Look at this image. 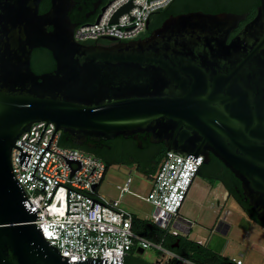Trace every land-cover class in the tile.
Listing matches in <instances>:
<instances>
[{
  "label": "water",
  "instance_id": "1",
  "mask_svg": "<svg viewBox=\"0 0 264 264\" xmlns=\"http://www.w3.org/2000/svg\"><path fill=\"white\" fill-rule=\"evenodd\" d=\"M43 1L0 0V264L109 260L69 261L36 224L40 209L18 181L12 153L21 149L19 162L28 166L33 153L16 142L41 121L46 125L40 137L48 123L55 124L45 151L58 129L80 145L133 136L142 147L139 134L148 133L152 143H164L195 162L203 154L208 164L214 155L241 181L264 225V0L249 21V13L172 14L146 37L119 41L102 35L112 45L76 40L79 23L70 15L76 0H51V8L41 13ZM150 22L148 17L146 27ZM36 48L53 53L54 70H33ZM63 157L71 178L83 163ZM91 199V209L96 202L105 205Z\"/></svg>",
  "mask_w": 264,
  "mask_h": 264
},
{
  "label": "built area",
  "instance_id": "2",
  "mask_svg": "<svg viewBox=\"0 0 264 264\" xmlns=\"http://www.w3.org/2000/svg\"><path fill=\"white\" fill-rule=\"evenodd\" d=\"M173 1L112 0L101 12L98 22L96 17L93 21L80 23L76 27L75 38L81 43L99 41L104 38L102 35L119 37V41L138 39L146 32V21L148 17L151 20L154 14L152 12L167 7ZM130 3V10L119 14L115 19L120 9ZM45 125L46 121L33 124L30 132L23 133L16 142L22 149L33 153L28 166L19 162L21 149L17 147L13 149L12 161L18 181L36 209H40L37 214L42 217L36 219V224L41 226L45 238L61 250L62 255L69 256V261L97 256L99 259L107 257V264H126V259L138 254V249L146 251L153 247L161 253L162 258L157 262L174 260L199 264L166 246L165 241L167 237H180L191 232L194 222L182 216L180 210L204 164L203 154L198 155L195 162L188 156L167 150L156 172L150 177L152 187L148 195L135 193L154 207L148 220L166 232L161 241H152L135 230L136 215L122 207L120 199H107L98 192L109 169L107 163L92 153L62 146L60 139L63 131L58 129L49 145L51 150L45 151L55 131V124L48 123L40 137ZM63 155L77 158L83 163L82 168L71 178V168ZM36 166L35 176L32 177ZM71 166L77 169L79 163L73 161ZM132 183L133 179L129 177L122 187L119 186L120 196L132 192ZM91 198L108 207L96 202L95 208L91 209ZM199 244L202 245L203 241ZM233 261L243 264L242 260Z\"/></svg>",
  "mask_w": 264,
  "mask_h": 264
},
{
  "label": "rangeland",
  "instance_id": "3",
  "mask_svg": "<svg viewBox=\"0 0 264 264\" xmlns=\"http://www.w3.org/2000/svg\"><path fill=\"white\" fill-rule=\"evenodd\" d=\"M132 177V192L120 196V187ZM152 187L150 176L136 168L120 164L112 165L99 187L98 192L107 199H120V205L140 218H150L154 207L141 196H147ZM226 211L231 229L225 233L218 229ZM180 213L194 222L188 239L204 240L220 259L229 263L242 260L244 264H264V225L249 218L235 198L229 196L220 181H210L203 176H196ZM135 256L155 264L161 253L155 248H148L143 255ZM234 263V262H233ZM236 264V263H235Z\"/></svg>",
  "mask_w": 264,
  "mask_h": 264
},
{
  "label": "trees",
  "instance_id": "4",
  "mask_svg": "<svg viewBox=\"0 0 264 264\" xmlns=\"http://www.w3.org/2000/svg\"><path fill=\"white\" fill-rule=\"evenodd\" d=\"M76 1L78 4L84 7V11L81 13L78 8L76 9L77 20H79L81 23L89 21V19L86 17L87 13L85 11L91 10L94 7V3L90 2L89 0ZM260 3V0H174L167 7L156 11L152 15L151 19L164 13H172L177 15L180 13L202 10L208 13H219L224 11L249 13V21L256 15L255 13H257V8ZM50 6L51 0H44L41 4L40 12L42 13L46 11ZM163 22H160L158 25H161ZM246 22H244L241 26H243ZM238 32L239 30L233 33L231 38H233ZM100 40L89 42L88 44L99 43ZM113 43L114 42H110L104 45H112ZM32 68L38 74L54 70L56 68V61L54 59L53 53L46 48H36L32 55ZM67 136H69L67 133H62L60 139V144L62 146L77 148L92 153L103 159L107 163L108 168L114 164H133L137 162L139 165V171L150 177L156 172L160 162L167 153V148H165L163 154L160 155L154 166L148 168L149 164L147 162L140 161L137 157L146 153L145 151H147L151 146L149 141H144L143 135H140V139L143 141L144 149L140 148L138 141H135L134 139L127 140L123 136L109 140L101 139L98 143L96 141L89 140V142L83 145L78 144L72 137H70V140H67ZM90 142L93 144L96 143L97 148L92 147ZM100 146H103L104 150H101ZM110 146H112L111 151L108 149ZM198 175L203 176L210 181H220L225 186L229 196L235 198L249 218L260 223L258 221L256 212L250 205V202L247 201L243 195L241 181L228 167H226V165L220 159L212 155L210 163H204L201 166ZM134 228L137 232L143 234L152 241H161L162 238L165 237L166 233L164 230L152 224L148 219L140 218L138 216L134 217ZM179 239L182 241L181 248H173V250L188 260L199 264H235L233 262L229 263L226 260L220 259L209 248L199 244L196 241L188 239L186 236L174 238L167 237L165 244L166 246L171 247L173 243ZM138 260L139 257L137 258L135 255H131L126 259V264H135V262ZM141 261L143 264H148V261L144 259Z\"/></svg>",
  "mask_w": 264,
  "mask_h": 264
},
{
  "label": "flooded vegetation",
  "instance_id": "5",
  "mask_svg": "<svg viewBox=\"0 0 264 264\" xmlns=\"http://www.w3.org/2000/svg\"><path fill=\"white\" fill-rule=\"evenodd\" d=\"M89 1L94 3V7L91 10H87L85 12L88 14V13H90L92 11H95V13L91 14L90 17L87 18V19H89V21H87V22L93 21L97 17V15L101 13L102 7H104L107 3H109L112 0H89ZM50 8H51V6L46 11H44L42 13L47 12ZM77 8L79 9L80 13L82 11H84V7L82 5H80V4H78V2H77V5L74 6V8L71 11L70 15H71V18H72L73 22L80 24L81 22L79 20H77V18H76V14H77L76 9ZM170 15H172V13L171 14L164 13L162 15H158V16L152 18L149 26L146 29V32L142 35V37L149 36L153 32L154 29H156L157 27L160 26L158 24L160 22H163ZM142 37H140V38H142ZM110 42H112V41H110L108 39H101L99 43L100 44H106V43H110ZM140 135H143L144 136V141L145 142L149 141L151 143V146L149 147V149L147 151H145L146 153L141 154V155H139L137 157H138V159L140 161L147 162L149 164L148 168H151V167L154 166L155 162L158 160L160 155L163 154L165 148H167V147H166V145L164 143H152L150 141V139H149L150 136H149L148 133L139 134V137H140ZM66 139L70 140V137L67 136ZM126 139L127 140L128 139H134L135 141H138L133 136L127 137ZM96 142L98 143L99 141H96ZM138 144H139V141H138ZM92 147L97 148L96 143ZM100 147H101V150H104L103 146H100ZM140 148L144 149L143 141H142V147H140ZM108 149L111 151L112 146L108 147ZM120 165H124V166L131 167V168H136L137 170H139V165L137 164V162L133 163V164L120 163ZM174 244H177V246L175 248H181V244H182L181 239H179L178 241H175L173 243V245ZM141 260H142V258L139 257V260L136 261L135 264H143ZM148 264H152V263L148 262ZM155 264H188V263H184V262H181V261H174V260H169L168 261L167 260V261H163V262H157Z\"/></svg>",
  "mask_w": 264,
  "mask_h": 264
},
{
  "label": "crops",
  "instance_id": "6",
  "mask_svg": "<svg viewBox=\"0 0 264 264\" xmlns=\"http://www.w3.org/2000/svg\"><path fill=\"white\" fill-rule=\"evenodd\" d=\"M231 212L230 211H226V213L224 214V216H223V218H222V216H220V219H221V222H220V225H219V227H218V229H222L225 233H227L230 229H231V225H230V223L228 222V215L230 214ZM182 215V214H181ZM137 216V215H136ZM183 216V215H182ZM144 219H148V218H144ZM192 229H193V227H192ZM192 229H191V231H192ZM191 233V232H190ZM184 236V235H183ZM200 241H203V246H205L204 244H205V242H204V240H202V239H200V240H198V241H196V242H200ZM172 247V246H171ZM173 248V247H172ZM240 260V259H239ZM234 262V261H233ZM234 263H236V262H234ZM237 264V263H236ZM243 264H244V262H243Z\"/></svg>",
  "mask_w": 264,
  "mask_h": 264
}]
</instances>
